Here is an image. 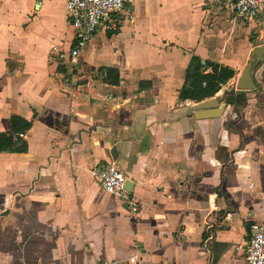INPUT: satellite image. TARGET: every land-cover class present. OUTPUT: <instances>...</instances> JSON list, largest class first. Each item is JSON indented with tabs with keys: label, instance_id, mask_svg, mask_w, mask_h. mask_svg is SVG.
Here are the masks:
<instances>
[{
	"label": "crops",
	"instance_id": "obj_1",
	"mask_svg": "<svg viewBox=\"0 0 264 264\" xmlns=\"http://www.w3.org/2000/svg\"><path fill=\"white\" fill-rule=\"evenodd\" d=\"M116 17L73 61L64 0H0V264H247L250 223L264 225V63L254 90L236 81L264 13L133 0ZM195 58L234 70L219 116L179 96ZM108 162L124 196L89 174Z\"/></svg>",
	"mask_w": 264,
	"mask_h": 264
},
{
	"label": "built area",
	"instance_id": "obj_2",
	"mask_svg": "<svg viewBox=\"0 0 264 264\" xmlns=\"http://www.w3.org/2000/svg\"><path fill=\"white\" fill-rule=\"evenodd\" d=\"M218 5L228 14L229 22H244L263 15L264 0H206ZM133 0H64L66 11L75 31V45L69 50V57L75 61L80 51L91 41L100 27L111 31L116 29L119 20L116 15L125 10ZM131 18V15H129ZM63 56V54H61ZM89 174L96 179L105 191L124 196L126 174L114 162L91 167ZM132 204V210H136ZM247 264H264V225L258 221L250 223V237L245 246ZM136 256L97 264H134Z\"/></svg>",
	"mask_w": 264,
	"mask_h": 264
},
{
	"label": "trees",
	"instance_id": "obj_3",
	"mask_svg": "<svg viewBox=\"0 0 264 264\" xmlns=\"http://www.w3.org/2000/svg\"><path fill=\"white\" fill-rule=\"evenodd\" d=\"M234 74V70L228 66L212 64L209 72H202L200 62L195 58L188 66L185 83L179 96L181 99L201 101L213 96L221 85L226 83ZM105 80L110 83L118 82V73L113 68H106ZM233 95V91H225L221 98L231 104H240L241 95ZM229 94V95H228Z\"/></svg>",
	"mask_w": 264,
	"mask_h": 264
},
{
	"label": "water",
	"instance_id": "obj_4",
	"mask_svg": "<svg viewBox=\"0 0 264 264\" xmlns=\"http://www.w3.org/2000/svg\"><path fill=\"white\" fill-rule=\"evenodd\" d=\"M264 63V43L255 46L247 58L246 64L242 68L236 81L237 90H254L260 83L258 70ZM220 96H213L208 99L197 101L187 107V112L193 114L195 118H209L221 115L225 108ZM130 181H125L124 186Z\"/></svg>",
	"mask_w": 264,
	"mask_h": 264
}]
</instances>
